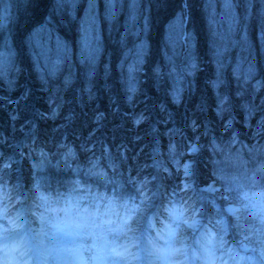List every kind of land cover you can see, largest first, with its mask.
Returning a JSON list of instances; mask_svg holds the SVG:
<instances>
[{"label":"trees","instance_id":"obj_1","mask_svg":"<svg viewBox=\"0 0 264 264\" xmlns=\"http://www.w3.org/2000/svg\"><path fill=\"white\" fill-rule=\"evenodd\" d=\"M232 2L235 27L221 18L222 0H135V6L133 0H115L111 20L105 18V0H96L99 51L90 75L81 62L87 0L75 7L56 0H0V183L8 180L30 194L36 181L64 190L79 180L120 196L139 199L146 193L150 210L157 199L147 152L154 117L169 163L159 205L179 190L185 148L206 136L192 155L190 178L196 184L216 179L234 201L219 177L264 171V4ZM54 40L63 52L50 57L52 67L46 68L39 58ZM172 88L179 91L172 95ZM169 113L177 115L174 123ZM30 121L36 134L22 143L19 162L4 165ZM259 179L264 183V175ZM185 198L204 221L223 215L206 192ZM227 200L219 199L220 205ZM241 223L229 218L228 241L257 248L255 238L244 240L248 227Z\"/></svg>","mask_w":264,"mask_h":264},{"label":"clouds","instance_id":"obj_2","mask_svg":"<svg viewBox=\"0 0 264 264\" xmlns=\"http://www.w3.org/2000/svg\"><path fill=\"white\" fill-rule=\"evenodd\" d=\"M261 175L257 167L219 177L235 196L227 216L252 222L244 240L255 238L256 249L230 244L220 218L201 219L185 198L193 187L187 178L153 210L143 192L136 199L79 180L64 190H49L36 181L25 200L5 180L0 183V264H256L247 253L256 251L264 259Z\"/></svg>","mask_w":264,"mask_h":264},{"label":"rangeland","instance_id":"obj_3","mask_svg":"<svg viewBox=\"0 0 264 264\" xmlns=\"http://www.w3.org/2000/svg\"><path fill=\"white\" fill-rule=\"evenodd\" d=\"M222 2H223V0H222ZM221 8H222L221 11L223 12L222 15H221V18L225 17L226 21H227V19L229 18V14L225 12L224 2L222 3V7ZM85 15H84V18H85ZM83 21H84V19H83ZM44 34H46L45 39H46V41H48L49 40V37L47 36L48 35V31L44 32ZM94 35H95L96 41H97V39H98L97 27H96V32H95ZM61 52H63V50H62V48L60 47L59 43L56 40H54V42L52 44V48L47 43V49H46V53H45L46 55H52V56L57 57V56L61 55ZM203 111H204V113H203L202 121H209L210 122L209 117L207 115V113H208L207 112V108H205V106L203 108ZM31 122L32 121H30L29 126L27 128L21 129L22 135L18 137V142L15 143L14 148L10 149V151L8 153V156L3 160V164L4 165L5 164L6 165L10 164L11 162L15 163V161H18V162L20 161L18 153H19L20 147L22 146V143L26 142L25 139L26 140L30 139V138L34 137L33 135L36 134L34 132L35 124L34 125L31 124ZM16 126H19V125L16 124ZM149 126H150V131L152 133V142H151L150 146L148 147V151L147 152H148V157H149L150 172H152L151 177H152L153 183H156L157 181H160V184L161 183L163 184V182L161 181V178L163 179L165 177H164L163 173L160 172V168L158 167V161H160L163 164H166V163H165V161L163 159H158L157 160L156 153H155V156H153V158H152V155H154V153H152V152H154V151H152L151 145H153V146L158 145L159 146L158 143L161 144V138H159V136H161V134H160V131L157 130L156 121H155L154 117H152L151 120L149 121ZM203 126H204V124H203ZM205 129H206V131L204 130V134L208 132L206 127H205ZM196 145H199V144L197 143ZM154 157L156 159H154ZM152 161H154V162L152 163ZM155 172H157V173L155 174ZM179 174L180 175H186L187 171L185 169H182L179 172ZM205 189L208 190V191H205V192L207 193L210 201L212 202V205H213L214 209L220 210L221 206L219 205V203L218 202L215 203V200H218V198L220 196L218 194V189L216 188V184H214L213 182H210L208 185H206ZM155 194L156 195L159 194L157 190L155 191ZM221 198H223V197H221ZM227 203H230V201H227ZM219 206H220V209H219ZM219 216H220V214H219ZM241 225L244 226V227H248L250 225V223L247 222V221H244V223L243 224L241 223ZM262 238L264 239V236ZM250 247H252V249L253 248L256 249L254 246H250Z\"/></svg>","mask_w":264,"mask_h":264},{"label":"snow or ice","instance_id":"obj_4","mask_svg":"<svg viewBox=\"0 0 264 264\" xmlns=\"http://www.w3.org/2000/svg\"><path fill=\"white\" fill-rule=\"evenodd\" d=\"M78 0H56V3L60 6L64 4H70L75 7ZM225 12L229 14L230 27H235L239 24V19L235 16L234 5L232 0H223ZM251 5L252 0H248ZM264 4V0H260ZM106 4V19H113L115 17V0H105ZM133 6H135V0H133ZM96 0H87V9L84 21L82 23V39H81V62L88 64L89 74L91 75L92 66L95 64L96 54L99 51V45L96 41L95 32L97 24V16L95 15ZM251 14V13H249ZM264 38V35H262ZM246 43V38H245ZM138 123L139 121H134ZM189 169H186L188 171Z\"/></svg>","mask_w":264,"mask_h":264},{"label":"bare ground","instance_id":"obj_5","mask_svg":"<svg viewBox=\"0 0 264 264\" xmlns=\"http://www.w3.org/2000/svg\"><path fill=\"white\" fill-rule=\"evenodd\" d=\"M47 49V48H46ZM46 49L44 48L43 50H42V55L40 56V60H41V63H42V65L44 66V67H46V68H50V67H52V60H51V58L50 57H52V55H46L45 53H46ZM179 91V88H172V89H170V93L172 94V95H175V93L176 92H178ZM190 97V96H189ZM188 98V97H187ZM190 99L192 100L193 98H191L190 97ZM188 104H190L189 102H188ZM169 115L171 116V118L172 119H170V122H172V123H174L175 121H176V117H177V115L176 114H171V113H169ZM174 118V119H173ZM203 122V124H204V126L207 128V129H209V121H202ZM207 137V136H206Z\"/></svg>","mask_w":264,"mask_h":264}]
</instances>
